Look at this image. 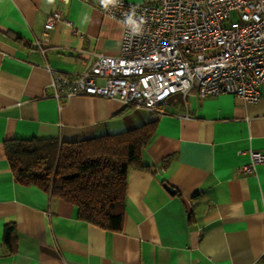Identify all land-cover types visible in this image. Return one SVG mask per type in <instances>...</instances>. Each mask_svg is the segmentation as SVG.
<instances>
[{
	"label": "crops",
	"instance_id": "0c3cea01",
	"mask_svg": "<svg viewBox=\"0 0 264 264\" xmlns=\"http://www.w3.org/2000/svg\"><path fill=\"white\" fill-rule=\"evenodd\" d=\"M55 8L61 18L45 34ZM104 9L100 0H0V264H264V163L243 170L251 150L264 153V86L251 103L194 87L158 111L96 95L57 99L53 74L76 77L98 53L120 51L122 24ZM151 121L150 169L129 171L119 231L21 184L5 154L11 138L80 140Z\"/></svg>",
	"mask_w": 264,
	"mask_h": 264
},
{
	"label": "built area",
	"instance_id": "2783aa9c",
	"mask_svg": "<svg viewBox=\"0 0 264 264\" xmlns=\"http://www.w3.org/2000/svg\"><path fill=\"white\" fill-rule=\"evenodd\" d=\"M133 12L144 20L138 34L123 23ZM104 14L122 24L120 51L98 53L76 77L53 74L57 99L96 95L155 111L194 87L201 97L229 93L246 103L260 99L264 0H118ZM61 15L56 8L49 13L45 34ZM36 43L42 47L41 40ZM251 156L246 172L264 163L263 152L251 150Z\"/></svg>",
	"mask_w": 264,
	"mask_h": 264
},
{
	"label": "trees",
	"instance_id": "16d2710c",
	"mask_svg": "<svg viewBox=\"0 0 264 264\" xmlns=\"http://www.w3.org/2000/svg\"><path fill=\"white\" fill-rule=\"evenodd\" d=\"M155 121L133 129L80 140L59 137L11 138L4 142L16 179L37 185L51 196L79 207L82 219L119 231L125 216L129 171L150 169L143 149L156 134ZM16 225L5 226V242L13 249Z\"/></svg>",
	"mask_w": 264,
	"mask_h": 264
},
{
	"label": "clouds",
	"instance_id": "9594fccd",
	"mask_svg": "<svg viewBox=\"0 0 264 264\" xmlns=\"http://www.w3.org/2000/svg\"><path fill=\"white\" fill-rule=\"evenodd\" d=\"M49 3H52V0H49ZM100 3L103 5L104 8H108L109 5H116L118 0H100ZM135 12L131 15H128L126 19L123 21L125 25L131 26V31L133 34H138L141 30V26L144 23L143 17L139 20L135 19Z\"/></svg>",
	"mask_w": 264,
	"mask_h": 264
},
{
	"label": "water",
	"instance_id": "95a60500",
	"mask_svg": "<svg viewBox=\"0 0 264 264\" xmlns=\"http://www.w3.org/2000/svg\"><path fill=\"white\" fill-rule=\"evenodd\" d=\"M166 187L168 188V190H170L171 192H175V188L171 187L169 184H166Z\"/></svg>",
	"mask_w": 264,
	"mask_h": 264
}]
</instances>
